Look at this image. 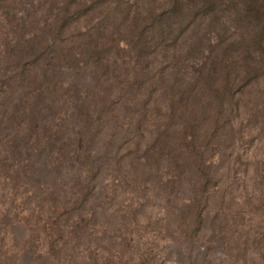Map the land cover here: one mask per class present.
<instances>
[{"label":"trees","instance_id":"obj_1","mask_svg":"<svg viewBox=\"0 0 264 264\" xmlns=\"http://www.w3.org/2000/svg\"><path fill=\"white\" fill-rule=\"evenodd\" d=\"M30 2L51 16L35 24L19 15ZM226 6L224 0H0V183L27 188L39 177L34 182L46 189L71 184L79 204L71 209L72 229L95 216L89 191L111 205L123 194L118 232L126 238L150 203L160 213L158 222L150 215V232L194 238L207 205L218 200L211 168L222 156L225 128L232 135L234 114L259 108L249 82L264 69L256 53L264 55V0L241 9L243 21L254 23L251 32H221ZM239 40L251 52L234 60ZM235 63L240 75L232 78ZM73 71H85L88 84L69 81ZM41 164L52 180L37 175ZM244 226L237 222L233 233L259 242L260 231L252 237Z\"/></svg>","mask_w":264,"mask_h":264},{"label":"rangeland","instance_id":"obj_2","mask_svg":"<svg viewBox=\"0 0 264 264\" xmlns=\"http://www.w3.org/2000/svg\"><path fill=\"white\" fill-rule=\"evenodd\" d=\"M224 1L227 6L221 13L225 24L221 32L225 34L226 28L232 32L239 28L242 33L253 31L251 25L254 23L244 22L241 11L250 0ZM30 4L36 5L37 10L28 5L19 15L26 19L31 17L35 24L51 16L45 15L44 7L39 3ZM16 20L19 19L14 22ZM2 31L1 25L0 38ZM211 33L216 36L215 32ZM261 41L259 37L257 46ZM243 43L242 40L233 43L232 59L244 56ZM261 45L264 48V43ZM222 52L224 49L217 51ZM248 52L251 50L246 49V55ZM256 53L258 60L264 61L263 53ZM239 67L235 63L230 73L232 78L240 75ZM1 71L2 68L0 77ZM262 71L258 81L249 82L250 86L254 84V98L259 102V108H244L235 113L232 135L225 128L222 156L220 160L216 158V165L211 168V176L217 183V186L211 184V191L218 200L207 205L203 227L194 238L184 239L178 233H175L176 238H171L168 234L150 232L154 228L148 223L150 215L153 222H158L160 214L154 203H150L146 212L137 214L139 223H132L129 230H133V236L126 238L118 232L122 229L119 226L121 218H124L119 204L124 200L123 194H119L111 205L108 201L98 202L99 193L89 191H85L88 193L85 197L89 199L88 209L95 213L96 219L90 217L86 224L72 229L71 209L79 205L78 195H73L74 187L70 184L46 189L34 182L39 178L36 177L34 181L30 180L27 188L11 189L0 183V264H264V69ZM84 72L70 73L67 79L86 86L89 80ZM247 102L248 97H243L242 104ZM225 163L232 168L228 174ZM37 175L45 180L43 183L48 181L47 177L51 176L50 180L55 177L46 164H41ZM65 177L61 174L58 178L60 182H67ZM222 194L227 197L224 201ZM54 207L58 214L51 211ZM123 210L125 212V208ZM51 215L53 217L49 219ZM109 218H112V226L107 229L108 225L103 227V224ZM237 222L245 224L242 232L251 229L252 237H255L254 231L259 230V242L251 243L234 234ZM152 248L154 251L150 253Z\"/></svg>","mask_w":264,"mask_h":264}]
</instances>
